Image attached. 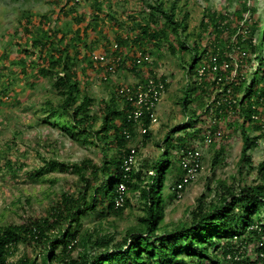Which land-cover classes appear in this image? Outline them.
I'll list each match as a JSON object with an SVG mask.
<instances>
[{
    "label": "trees",
    "instance_id": "1",
    "mask_svg": "<svg viewBox=\"0 0 264 264\" xmlns=\"http://www.w3.org/2000/svg\"><path fill=\"white\" fill-rule=\"evenodd\" d=\"M146 6L148 11L134 16L132 25L124 30H118L126 26L123 21L108 12L114 20L111 37L96 32L101 6L99 0H93L87 13H71L75 29L52 30L39 25L30 34L29 44L21 49L24 55L18 62L23 64V72L31 70L50 81L55 94L44 98L38 108L42 121L70 139L99 147L101 157L95 162L91 157L72 161L41 156L40 164L23 172L42 178L48 171L71 170L77 174L81 189L77 193L61 192L43 216L0 224V264H260L264 259V158L255 163L249 153L264 134V26L249 28L242 24L244 13L253 11L248 0H241L232 12L224 7H206L200 29L190 42L189 11L178 9L175 0L168 6L161 0L147 2ZM26 15V23H30ZM153 48L177 55L186 78L190 77L179 99L187 120L166 134L165 143L180 129L185 132L175 136L177 140L191 129L198 135L211 136L216 117L225 113L239 122V165L257 169L255 180H239L236 188L225 179L217 180L213 188L207 185L208 190L215 189L216 198L207 201L202 193L189 210L188 220L171 228L162 222L163 189L172 163L169 149L159 143L163 150L148 163L146 183L143 167L136 168L133 163L135 126L143 130L145 143L151 136L149 128L157 106L148 107L139 101L138 91L148 90L149 84H162V90L169 86L163 74L154 72L150 59ZM79 59L87 67H99L103 80L118 70L139 80L123 82L107 96L96 98L81 88L80 75L86 73L84 66L77 69ZM83 59L87 61L83 63ZM253 62L255 70L249 72ZM198 96L208 100L203 110L193 105ZM139 109L141 113L136 116ZM191 141L175 145L184 149V158L196 151ZM221 154L218 151L214 156L212 167ZM182 162L187 174L178 180L175 197L182 195L193 178L188 174L190 167L198 169L196 160ZM1 165L15 177L25 164L6 157ZM136 191L143 212L120 240L83 226L81 217L88 212L123 213L131 206L129 192ZM247 239L257 244L254 260L235 255V243ZM21 243L40 245V262L30 255L10 262Z\"/></svg>",
    "mask_w": 264,
    "mask_h": 264
},
{
    "label": "rangeland",
    "instance_id": "2",
    "mask_svg": "<svg viewBox=\"0 0 264 264\" xmlns=\"http://www.w3.org/2000/svg\"><path fill=\"white\" fill-rule=\"evenodd\" d=\"M99 1L101 10L97 11L100 19L96 32L113 37L110 31L113 30L114 20L109 17L108 12L113 13L121 22L123 21V25L126 26L121 25L122 27H118V30H124L132 25L134 16L144 11L147 12L146 3L154 0ZM161 1L165 6H168L173 0ZM175 2L178 9L183 7L184 10L189 11L187 32L190 42H193L196 37L193 33L199 31V21L206 7L213 9L224 7L232 12L240 5L241 0H175ZM91 4H93V0H0V224L19 223L27 216H43L61 192L77 193L81 189V182L77 174L71 170L48 171L43 174L42 178L23 173L40 164L41 156H57L62 160L72 161L91 157L95 162L100 161L99 147L70 139L57 127L49 126L42 121L38 108L44 98L55 95L50 81L31 73V70L24 73L23 64L18 62L24 55L21 49L29 44L30 34L36 31L39 25L52 30L55 28L73 30L77 25L71 13L74 11L87 13L90 11ZM249 4H253V11L249 10L244 13L245 20L242 21V24L249 28L254 25L264 26V0H248ZM26 14L30 16V23H26ZM244 30L246 29H242V32ZM150 56L154 72L158 75L163 74L167 78L169 86L162 91L149 128L151 136L145 143H143V130L139 125L135 126V138L131 143L137 149L133 163L136 168L143 167L144 182L146 183V178L150 174L148 163L162 152V147L167 146L169 149L172 163L163 189L165 207L162 222L171 228L177 223H185L188 220L189 210L195 205L199 195L204 193L207 201L216 198L215 189L210 191L207 189V185L213 188L217 184V180L225 179L228 184L236 188L239 180L241 182L255 180L257 169L239 165L242 143L238 131L239 122L233 121L230 119L231 116H226L225 113H220L216 117L211 127L213 129L211 136L198 135L194 129L190 128L188 134L182 136V140H177L175 136L185 132L180 129L173 134V139L171 138L165 143L163 139L166 134L171 133V129L175 128L177 124L187 120V115L182 111L179 99L183 95L184 87L190 81V77L186 78V72L177 55H170L165 50L160 51L153 48ZM85 61L87 60L83 59V63ZM255 63L253 62L249 72L255 70ZM82 66H84L86 74L84 77L80 75L81 88L96 98L107 96L109 90H114L116 85L123 82L131 83L139 80L138 76L131 73L125 75L120 70L103 80L99 67L96 70L92 69L82 64V60L79 59L77 69ZM5 96L8 97L5 98ZM196 99L197 101L193 105L197 109L203 110L208 103L207 98L198 96ZM201 118L203 119V117ZM252 134H257V132L252 131ZM209 138L210 142L207 140ZM187 140H192L191 142L196 144L199 159L195 165L198 166V169L196 171L189 170L188 174L193 178L187 184L182 195L175 197L174 189L178 180L185 178L187 174L182 160L189 163V160L194 158L193 156L184 158V149L181 146L175 147V145L180 141L184 143ZM218 151L222 152L221 157L217 159L216 166L212 167V159ZM249 153L255 163L264 158V134L258 139V145L251 148ZM6 157H10L14 163L23 162L25 164L19 175L10 177L4 171L1 164ZM129 198L131 206L126 207L121 214H106L99 210L84 214L81 217L83 226L91 230H100L101 234L107 233L115 240H120L128 228L138 223V218L143 212L139 192H129ZM246 237L247 234L244 233L242 238ZM246 241L235 243L237 251L235 255L254 260L257 255V244L249 239ZM59 249L60 247H57V250ZM80 249L81 247L77 250ZM40 252V245L21 243L9 261L14 263L20 257L30 255L40 262ZM260 261V264H264V259H260Z\"/></svg>",
    "mask_w": 264,
    "mask_h": 264
},
{
    "label": "built area",
    "instance_id": "3",
    "mask_svg": "<svg viewBox=\"0 0 264 264\" xmlns=\"http://www.w3.org/2000/svg\"><path fill=\"white\" fill-rule=\"evenodd\" d=\"M149 85L150 86L148 90L139 89L138 91L139 101H144L148 107L158 103L163 91L162 89H160V87H162V84H158L157 86L155 84H149ZM149 90L151 91L150 93L148 92ZM140 113H141V109L136 110L135 115L137 116ZM207 140L209 142L211 141L210 138ZM190 156H193L194 157L193 160L197 161L199 159L198 150L194 151V153H191ZM194 170H196L195 166L190 167V171H194Z\"/></svg>",
    "mask_w": 264,
    "mask_h": 264
}]
</instances>
